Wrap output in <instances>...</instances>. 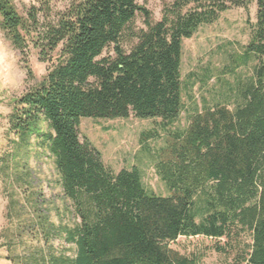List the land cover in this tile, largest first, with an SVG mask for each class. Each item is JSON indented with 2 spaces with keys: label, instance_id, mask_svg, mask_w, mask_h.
Instances as JSON below:
<instances>
[{
  "label": "trees",
  "instance_id": "obj_1",
  "mask_svg": "<svg viewBox=\"0 0 264 264\" xmlns=\"http://www.w3.org/2000/svg\"><path fill=\"white\" fill-rule=\"evenodd\" d=\"M54 1L39 0L21 13L13 0H0V31L27 76L29 48L48 64L8 117V148L0 156L5 260L199 264L169 245L202 236L237 247L238 264H264V66L255 80L235 88L234 109L193 106L185 128H170L185 111L183 41L231 8L255 2L246 52L264 60V0H172L162 4L156 22L136 0H64L61 10L52 8ZM138 15L144 28L134 30ZM110 48L113 54L103 56ZM130 116L160 120L166 145L154 160L165 196L146 190L137 169H110L80 139L81 119ZM40 158L52 163L60 206L31 185L28 162Z\"/></svg>",
  "mask_w": 264,
  "mask_h": 264
},
{
  "label": "rangeland",
  "instance_id": "obj_2",
  "mask_svg": "<svg viewBox=\"0 0 264 264\" xmlns=\"http://www.w3.org/2000/svg\"><path fill=\"white\" fill-rule=\"evenodd\" d=\"M172 0H136L150 13L152 21H158L161 6ZM21 13L30 6L38 7L39 0H13ZM66 2L55 0L54 10L63 9ZM256 6L251 2L246 8L234 7L223 13L218 21L201 26L197 33L182 44L181 81L183 87V111L170 126L172 129L186 127V112L193 106H213L225 104L230 109L236 106L237 98L233 92L237 86L255 80V71L264 66V60L254 55L247 56L246 48L250 42L251 26L255 23ZM140 15L132 23V28H144ZM125 51L130 44L123 42ZM110 49L103 56L112 55ZM248 57V59H245ZM27 66L32 77L27 76L21 56L6 40L0 31V156L8 148V117L16 99L40 82L46 74L48 64L41 63L37 51L29 48L26 56ZM152 133L158 136L149 138ZM81 140H87L100 153L102 161L115 172L122 169H137L143 186L157 195H167L164 184L155 170V154L166 145V134L160 131V120H140L130 116L127 119L95 120L81 119L79 125ZM147 141V142H146ZM146 142V147L142 146ZM149 149V151L147 150ZM31 185L45 196L48 202L60 206L56 175L50 160L30 159ZM7 199L2 193L0 183V231L7 228L4 219ZM52 220L56 218L52 214ZM1 244V241H0ZM241 244L247 246L250 239L242 237ZM170 248L189 258H197L199 264H238L239 250L231 249L226 239H208L202 236L179 237ZM6 251L0 248V264H9Z\"/></svg>",
  "mask_w": 264,
  "mask_h": 264
}]
</instances>
